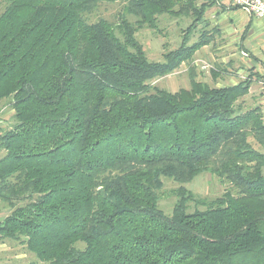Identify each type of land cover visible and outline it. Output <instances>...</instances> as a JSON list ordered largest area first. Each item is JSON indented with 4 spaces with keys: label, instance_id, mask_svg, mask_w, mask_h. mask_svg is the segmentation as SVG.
I'll return each mask as SVG.
<instances>
[{
    "label": "trees",
    "instance_id": "1",
    "mask_svg": "<svg viewBox=\"0 0 264 264\" xmlns=\"http://www.w3.org/2000/svg\"><path fill=\"white\" fill-rule=\"evenodd\" d=\"M3 2L0 116L8 101L16 124L0 134V201L12 208L0 238L43 264H264V115L239 102L253 75L225 87L192 78L176 93L152 85L210 47L216 1ZM116 3L117 25L89 21ZM162 16L193 20L152 62L136 35L159 32ZM207 172L225 185L211 201L184 187ZM164 178L180 186L171 215Z\"/></svg>",
    "mask_w": 264,
    "mask_h": 264
},
{
    "label": "rangeland",
    "instance_id": "2",
    "mask_svg": "<svg viewBox=\"0 0 264 264\" xmlns=\"http://www.w3.org/2000/svg\"><path fill=\"white\" fill-rule=\"evenodd\" d=\"M5 4L0 0V12L4 10ZM218 9L213 8L208 10L206 19L209 22V28L217 27L218 34L215 35L214 40L210 47H205L200 50L194 57V61L190 64H183L182 67L174 74L158 78L153 81L152 85L159 89H164L171 93H176L181 89H189L192 78L197 81H202L210 86L230 85L233 82L244 81L243 76L247 77L253 75L252 79V94L251 99L247 96L245 101L241 99L239 102L244 110L259 105L260 92L264 91V72L260 74L254 68L247 70L241 77L238 73L245 67L243 61L240 59V53L246 50V47L241 44L240 34H229L225 29L229 27L228 20L217 16ZM124 16L123 5L116 4H102L97 11L89 16L90 22H96L98 19H105L113 25H117ZM134 21L133 17H129ZM159 32L152 31L145 28L137 33L138 41L143 45L147 57L152 62L163 61V56L169 50H175L181 45L183 40V31H185L192 23V18L176 19L174 17L162 16L160 18ZM201 26L196 30L192 36V41L200 37ZM248 54V53H247ZM251 54V53H250ZM207 64L208 68L203 69L202 66ZM214 71L218 74L215 78L212 74ZM237 74V76H235ZM247 75V76H246ZM236 78V79H234ZM14 111L8 101L2 104V114L0 116V134L8 131L15 126ZM5 155L4 151L0 149V159ZM164 188L161 193V200L159 203L160 208L166 215H171L173 208L178 200L173 191L180 186L170 179H163ZM186 189L194 193L198 198L214 200L221 197L225 192V185L216 176L210 173H203L195 178V180L184 185ZM0 205L5 207L10 206L5 202L0 201ZM196 209L194 204L188 205V212H193ZM202 210V207H198ZM12 212V209H11ZM13 248H20L23 245L17 241H11ZM26 260L27 264H43L38 262L34 254L29 253ZM45 264V263H44Z\"/></svg>",
    "mask_w": 264,
    "mask_h": 264
},
{
    "label": "crops",
    "instance_id": "3",
    "mask_svg": "<svg viewBox=\"0 0 264 264\" xmlns=\"http://www.w3.org/2000/svg\"><path fill=\"white\" fill-rule=\"evenodd\" d=\"M216 1L214 10L218 9L217 16L223 17L228 20L229 27L226 30L229 34H240V41L243 46L246 47L247 51H242L240 53V59L245 64L244 68L238 73L239 76H243L247 70L252 68L256 72L263 74L264 72V23L263 21L245 13L240 9H236L235 6L230 2V0H212ZM211 8V9H212ZM210 10V9H209ZM251 53V54H250ZM237 76V74H235ZM247 76V75H246ZM236 79V78H234ZM245 80L246 77L243 76ZM240 82H233L230 85H236ZM225 87L229 85H222L217 87ZM253 87V85H252ZM252 88L250 87V92L247 95L251 99ZM246 96V97H247ZM259 106L262 109L264 115V91L260 92ZM244 97L245 101H247ZM255 107V106H254ZM11 207L0 205V222H3L11 212ZM10 240H2L0 238V264H27L26 260L28 258V251L26 248H13Z\"/></svg>",
    "mask_w": 264,
    "mask_h": 264
},
{
    "label": "built area",
    "instance_id": "4",
    "mask_svg": "<svg viewBox=\"0 0 264 264\" xmlns=\"http://www.w3.org/2000/svg\"><path fill=\"white\" fill-rule=\"evenodd\" d=\"M230 2L235 7L264 23V0H230ZM202 68L207 69L208 65L205 64Z\"/></svg>",
    "mask_w": 264,
    "mask_h": 264
}]
</instances>
